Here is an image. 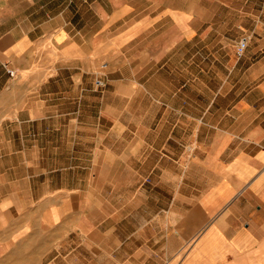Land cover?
<instances>
[{"label":"crops","instance_id":"1","mask_svg":"<svg viewBox=\"0 0 264 264\" xmlns=\"http://www.w3.org/2000/svg\"><path fill=\"white\" fill-rule=\"evenodd\" d=\"M0 264H264V0H0Z\"/></svg>","mask_w":264,"mask_h":264},{"label":"built area","instance_id":"2","mask_svg":"<svg viewBox=\"0 0 264 264\" xmlns=\"http://www.w3.org/2000/svg\"><path fill=\"white\" fill-rule=\"evenodd\" d=\"M248 43H249V37H247V36H244L241 39H239L237 41V43L235 44V53L238 56L243 55L246 48L248 47ZM7 71L11 77H16V72L14 70L7 68ZM97 83H98V85L104 84L103 81H101V80H99Z\"/></svg>","mask_w":264,"mask_h":264},{"label":"rangeland","instance_id":"3","mask_svg":"<svg viewBox=\"0 0 264 264\" xmlns=\"http://www.w3.org/2000/svg\"><path fill=\"white\" fill-rule=\"evenodd\" d=\"M245 36H248V35H245ZM99 80L96 81V83L98 82ZM98 85V83H97ZM104 85V84H103ZM187 150H188V156H190L193 151H194V147L193 146H187Z\"/></svg>","mask_w":264,"mask_h":264}]
</instances>
